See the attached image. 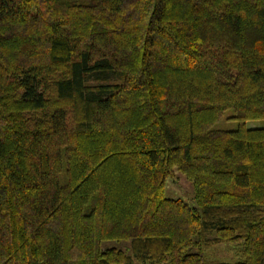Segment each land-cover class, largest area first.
I'll list each match as a JSON object with an SVG mask.
<instances>
[{"label": "trees", "instance_id": "16d2710c", "mask_svg": "<svg viewBox=\"0 0 264 264\" xmlns=\"http://www.w3.org/2000/svg\"><path fill=\"white\" fill-rule=\"evenodd\" d=\"M250 120L264 0H0V264H264Z\"/></svg>", "mask_w": 264, "mask_h": 264}, {"label": "rangeland", "instance_id": "374dc122", "mask_svg": "<svg viewBox=\"0 0 264 264\" xmlns=\"http://www.w3.org/2000/svg\"><path fill=\"white\" fill-rule=\"evenodd\" d=\"M231 110H225L223 116L214 123V128L234 129L238 126V121L227 119ZM248 127H262L264 120H250L246 122ZM164 195L172 198H180L189 204H194L193 187L191 182L178 170H174V175L166 180ZM104 246L116 247L122 250L128 249V241L109 240L104 242ZM206 250V255L210 258L221 261H233L238 253V245L231 243H220L211 245Z\"/></svg>", "mask_w": 264, "mask_h": 264}]
</instances>
